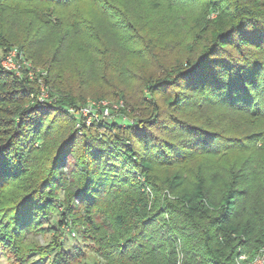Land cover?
Returning a JSON list of instances; mask_svg holds the SVG:
<instances>
[{"label": "trees", "instance_id": "trees-1", "mask_svg": "<svg viewBox=\"0 0 264 264\" xmlns=\"http://www.w3.org/2000/svg\"><path fill=\"white\" fill-rule=\"evenodd\" d=\"M217 2L211 9L217 17L204 21L206 29L196 34L197 44L187 57L167 77L148 80L147 93L137 102L142 108L134 107L142 117L122 127L99 123L78 137L61 109L31 99L34 83L0 66V187L24 172L26 155L35 144H43L47 130L69 122L55 143L43 179L13 198L10 213L0 225L3 248L45 213L51 205L47 191L66 184L63 169L70 159L75 190L67 193L61 216L66 220L83 212L86 219L81 225L88 235L99 237L101 251L113 260L175 264L174 249L167 245L170 236L180 241L181 264H237L241 254L253 256L264 247V207L255 213L257 226L245 211L236 216L235 200L245 194L235 189L236 184L227 185L215 204L199 177L191 187L185 177L162 179L155 171L169 172L201 150L227 152L238 142L165 112L154 94L171 98L175 107L214 106L264 115V0ZM8 50L2 48V55ZM44 81L49 84L50 75ZM80 103L82 99L74 100L70 94L65 101L70 107ZM137 175L145 177L144 185ZM155 219L162 223L152 233ZM71 223L75 227L80 221L74 218ZM59 259L56 264L65 262Z\"/></svg>", "mask_w": 264, "mask_h": 264}, {"label": "rangeland", "instance_id": "rangeland-1", "mask_svg": "<svg viewBox=\"0 0 264 264\" xmlns=\"http://www.w3.org/2000/svg\"><path fill=\"white\" fill-rule=\"evenodd\" d=\"M214 1L219 3L217 0H64L60 3L1 0L0 66L3 68L7 55L13 57L12 65H6L15 71L11 72L15 77H27L34 83L36 92L31 99L52 105L56 111L61 109L72 120L78 137L99 123L110 126L116 123L122 127L142 117L134 107L142 108L137 102L147 93L148 80L167 77L197 44L196 34L206 29L204 21L217 17V12L211 10ZM2 48L9 50L2 55ZM47 74L51 77L49 84L44 81ZM67 93L83 103L67 106ZM153 98L165 112L204 124L238 142L236 148L227 152H194L185 164L169 172L155 170L158 177H185L191 187L199 177L210 189L209 198L215 204L220 202L227 185L236 184L237 191L245 192L235 200L236 216L245 211L257 226L255 213L264 207V115L214 106L175 107L167 96L154 94ZM102 108L108 109L107 114ZM68 125L64 121L47 130L43 144H35L26 155L24 172L0 187V225L10 213L15 195L43 179L55 143L66 133ZM101 134L99 137L103 138ZM69 161L63 169L66 184L60 183L47 191L51 205L45 213L22 229L13 244L5 240L8 248L0 245V264H56L57 258L65 260L63 264L127 262V259L113 260L107 251H101L99 237L88 235L81 225L86 219L83 212L66 220L61 216L67 193L75 190L72 159ZM137 177L144 185L145 177ZM74 205L78 206L79 202ZM74 218L80 221L75 227L71 223ZM161 223L155 219L152 233H156ZM168 243L174 249L175 264H181L180 241L170 236ZM241 255L247 257L244 264H254L250 258L255 255ZM161 257L159 254L158 258Z\"/></svg>", "mask_w": 264, "mask_h": 264}, {"label": "built area", "instance_id": "built-area-1", "mask_svg": "<svg viewBox=\"0 0 264 264\" xmlns=\"http://www.w3.org/2000/svg\"><path fill=\"white\" fill-rule=\"evenodd\" d=\"M12 60H13V57H11V56H9V55H7V57L4 59V64H3V68L5 69V70H7V71H10V72H12V71H14V70H12L11 69V66H8V65H6V64H11L12 65ZM15 72V71H14ZM13 72V73H14ZM103 109V108H102ZM103 112L105 113V114H107V112H108V109L107 108H104L103 109ZM247 260V257L246 256H243V255H240L239 257H238V259H237V264H244L245 263V261ZM250 261H252V263H254V264H264V247L263 248H261L260 250H259V252H258V254H256L255 256H253L252 258H250Z\"/></svg>", "mask_w": 264, "mask_h": 264}]
</instances>
